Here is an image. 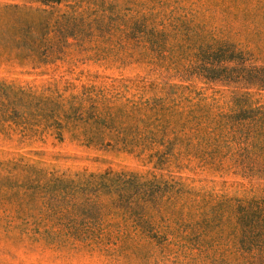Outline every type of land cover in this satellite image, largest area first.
<instances>
[{
  "label": "rangeland",
  "instance_id": "rangeland-1",
  "mask_svg": "<svg viewBox=\"0 0 264 264\" xmlns=\"http://www.w3.org/2000/svg\"><path fill=\"white\" fill-rule=\"evenodd\" d=\"M0 29L40 35L53 51L50 62L39 68L0 67V81L15 87L13 97L23 96L20 111L26 109L31 122L60 95L105 90L110 97L116 87L121 101L137 100L163 94L164 84L179 86L180 109L188 110V96L197 101L200 95L201 104L227 111L234 92L246 90L221 80L224 75L237 79L238 53L247 64H264V0H0ZM208 74L214 81L205 78ZM151 82L159 91L142 87ZM254 99L264 104V93H255ZM34 127L37 134L28 138L21 139L14 125L11 138L0 136L5 169L0 173L10 171L32 186L0 192V264H216L198 249L188 250V241L181 238L188 239V228L167 234L170 242L148 253L77 245L66 233V220L54 224L49 217L52 195L35 188L48 171L101 173L110 168L174 178L187 188L207 184L229 194L241 192L235 183L239 177L214 176L195 166L188 156V127H169L165 138L157 136L155 150L170 153L161 168L149 151L137 156L87 147L68 133L60 141L41 131L42 125ZM38 177L39 182L33 180ZM152 219L163 231L178 227L165 216ZM36 223L38 233L20 234L22 225Z\"/></svg>",
  "mask_w": 264,
  "mask_h": 264
},
{
  "label": "trees",
  "instance_id": "trees-1",
  "mask_svg": "<svg viewBox=\"0 0 264 264\" xmlns=\"http://www.w3.org/2000/svg\"><path fill=\"white\" fill-rule=\"evenodd\" d=\"M52 55L40 35L0 29V67L7 66L8 71L39 68ZM238 60L237 79L224 75L221 80L246 90L234 92L227 111L201 104L200 95L197 101L188 96V110L180 109L179 86L164 84L163 94L125 101L112 87L110 97L105 90H85L71 98L60 95L34 123L24 115L26 109L20 111L23 96L13 97L15 87L0 81V136L11 138L9 129L14 125L21 139L28 138L37 134L35 125H42L41 131H50L60 141L68 133L87 147H111L137 156L149 151L150 159L155 158L161 168L169 162L170 153L155 150L157 136L162 133L165 138L169 127L180 131L188 127V156L195 166L210 175L239 177L235 183L241 192L229 194L207 184L187 188L174 178L110 168L101 173L55 170L43 173L45 182L35 187L52 195L49 217L54 224L64 218L66 233L77 245L91 249L119 247L148 253L170 242L167 234L188 228V239L181 235L188 241V250L198 249L216 264H264V104L254 99L255 93H264V64H247L241 53ZM205 78L214 81L209 74ZM142 87L159 91L153 82ZM19 92L23 95L25 90L19 88ZM0 169L5 170L1 162ZM13 188L27 191L32 186L10 171L0 173V192ZM155 215L165 216L178 227L163 231L152 219ZM39 226L24 224L20 234L30 230L34 235Z\"/></svg>",
  "mask_w": 264,
  "mask_h": 264
}]
</instances>
